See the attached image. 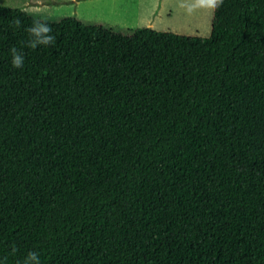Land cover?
Masks as SVG:
<instances>
[{
	"label": "trees",
	"instance_id": "obj_1",
	"mask_svg": "<svg viewBox=\"0 0 264 264\" xmlns=\"http://www.w3.org/2000/svg\"><path fill=\"white\" fill-rule=\"evenodd\" d=\"M29 253L264 264V0H223L206 36L0 5V264Z\"/></svg>",
	"mask_w": 264,
	"mask_h": 264
},
{
	"label": "rangeland",
	"instance_id": "obj_2",
	"mask_svg": "<svg viewBox=\"0 0 264 264\" xmlns=\"http://www.w3.org/2000/svg\"><path fill=\"white\" fill-rule=\"evenodd\" d=\"M195 0H0L34 16L75 17L113 29L150 27L154 30L206 36L211 12L192 7Z\"/></svg>",
	"mask_w": 264,
	"mask_h": 264
},
{
	"label": "clouds",
	"instance_id": "obj_3",
	"mask_svg": "<svg viewBox=\"0 0 264 264\" xmlns=\"http://www.w3.org/2000/svg\"><path fill=\"white\" fill-rule=\"evenodd\" d=\"M223 4V0H195L192 7H198L205 9L209 12H214ZM15 26H20V21L14 22ZM27 31L30 34L31 39L28 41V47L36 48L39 45L47 46L54 41V37L50 35L52 29L45 23L37 21L35 25ZM12 53V66L14 68H21L24 63V57L15 48L11 49ZM24 264H39V259L36 253H29Z\"/></svg>",
	"mask_w": 264,
	"mask_h": 264
},
{
	"label": "crops",
	"instance_id": "obj_4",
	"mask_svg": "<svg viewBox=\"0 0 264 264\" xmlns=\"http://www.w3.org/2000/svg\"><path fill=\"white\" fill-rule=\"evenodd\" d=\"M34 1L39 2V0H34Z\"/></svg>",
	"mask_w": 264,
	"mask_h": 264
}]
</instances>
